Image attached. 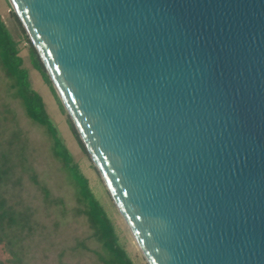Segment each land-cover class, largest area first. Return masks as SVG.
<instances>
[{
	"label": "water",
	"instance_id": "1",
	"mask_svg": "<svg viewBox=\"0 0 264 264\" xmlns=\"http://www.w3.org/2000/svg\"><path fill=\"white\" fill-rule=\"evenodd\" d=\"M146 264H264V0H7Z\"/></svg>",
	"mask_w": 264,
	"mask_h": 264
},
{
	"label": "rangeland",
	"instance_id": "2",
	"mask_svg": "<svg viewBox=\"0 0 264 264\" xmlns=\"http://www.w3.org/2000/svg\"><path fill=\"white\" fill-rule=\"evenodd\" d=\"M0 18L13 35L16 29H21L7 0H0ZM19 48V56L24 60V67L28 70L31 88L42 98L45 110L57 127L61 140L110 218L119 244L133 264H146L91 160L81 149L78 137H74L67 115L60 109L55 96L43 83L38 72L30 67L27 45L22 40L19 42ZM4 105L13 112V122L9 120V114L3 113ZM4 118L6 120H3ZM14 130L21 131L27 138L29 161L36 171L38 180L47 187L53 198L62 200L64 208L47 207L42 202L40 193L28 182L26 176L20 185V171L16 169L6 186L0 184V200L4 199L7 206H12L17 211H20V207L28 206L32 215V230L28 234L24 233V237L20 236V230L15 231L13 235L7 232V236L0 233V264H16V259H21L22 264H102L91 251H98V245L89 238L90 230L84 218L75 217L72 212L76 207L73 190L59 164L51 157L47 139L40 128L33 126L24 117L16 101L6 99L5 84L0 79V140L5 142L9 133ZM79 243H83L90 251L79 246L75 248Z\"/></svg>",
	"mask_w": 264,
	"mask_h": 264
},
{
	"label": "trees",
	"instance_id": "3",
	"mask_svg": "<svg viewBox=\"0 0 264 264\" xmlns=\"http://www.w3.org/2000/svg\"><path fill=\"white\" fill-rule=\"evenodd\" d=\"M21 40L27 45V58L30 67L38 72L43 83L49 87L63 111L22 28L16 29L13 35L0 18V79L5 84V97L10 101H16L22 109L24 117L33 126L42 130L48 141L51 157L59 164L60 170L64 172L66 181L73 190L76 207L72 209V212L75 217L84 218L90 230L89 238L98 245V251H91L102 264H133L119 244L115 228L104 208L92 193L88 180L80 172L77 163L73 161L71 154L61 140L57 127L45 110L42 98L31 88L28 70L24 67V60L19 56V42ZM3 113L9 114V120L13 122V112L7 105L3 106ZM71 130L76 138V133L72 127ZM80 147L84 151L81 144ZM27 150L28 141L21 131H11L5 142L0 140V184L6 186L15 170L19 169L20 185L23 177L26 176L28 182L40 193L41 200L47 207L61 206L64 208L62 200L53 198L47 187L38 180L36 171L29 161ZM5 203L4 199L0 200V233L7 236V232L13 235L15 231L20 230V236L24 233L28 234L32 230L30 208L24 206L20 207V211H17ZM78 246L83 250L90 251L83 243H79L75 248ZM15 262L22 264L21 259H16Z\"/></svg>",
	"mask_w": 264,
	"mask_h": 264
},
{
	"label": "built area",
	"instance_id": "4",
	"mask_svg": "<svg viewBox=\"0 0 264 264\" xmlns=\"http://www.w3.org/2000/svg\"><path fill=\"white\" fill-rule=\"evenodd\" d=\"M24 43V42H23ZM24 44H26V43H24Z\"/></svg>",
	"mask_w": 264,
	"mask_h": 264
}]
</instances>
